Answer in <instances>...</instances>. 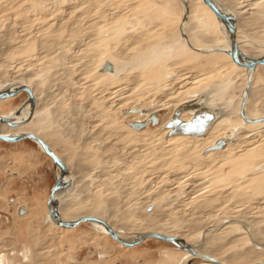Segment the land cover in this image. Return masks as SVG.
<instances>
[{
	"label": "rangeland",
	"instance_id": "1",
	"mask_svg": "<svg viewBox=\"0 0 264 264\" xmlns=\"http://www.w3.org/2000/svg\"><path fill=\"white\" fill-rule=\"evenodd\" d=\"M188 1L0 0V90L8 83L16 84L19 80H25L31 72H38L42 67L39 60L44 55L52 57L56 68L54 71L57 75L41 86H48L47 92L54 99L52 106H56L61 115L53 123L49 108H45L32 116L31 122L46 125L43 133L54 143V151L63 156L70 166L77 164L75 170L81 173L77 174L74 191L66 194V201H69L64 215L66 220L79 214L106 217L127 227L126 235L137 231L183 233L193 244L200 243L198 231L190 229L194 220H198L195 223L197 229L208 221L221 224L227 216L246 211L248 220L260 222L263 224L260 226H264V144L255 146V150H249L223 165V169L217 172L195 167L191 169L190 166L181 171L176 169L168 172L158 167L162 160H157L156 156V159L148 156L139 158V161L142 147L124 142L123 138L131 135L150 134L162 122L168 109L158 106L160 95L165 90L184 84L188 75L200 76L211 68L217 69L215 74L209 72L200 79L197 86L187 92V96L185 93L187 98L206 90L209 91L206 96L208 102L226 105L235 104L242 96V84L247 78V71L243 67L228 64L230 58L220 51H197L186 44L185 41L192 40L196 48L211 47L201 40L193 39L191 34L185 35L186 38L182 36L187 30L183 13ZM224 1H234L231 4L235 9H240L238 15L242 24L236 31L240 46L263 51L264 0ZM191 6L193 11L208 19L213 34L209 37L225 39V34L220 30L223 31V27L215 16L210 15L197 0H193ZM200 33H203L201 29L198 30ZM95 35L98 36L96 40L93 38ZM139 35H142L143 40L130 45L129 42ZM118 40L122 41L119 45L123 53L121 55L128 59L126 69L133 79L131 83L139 89H142L143 81V86L153 83L159 87L152 93L151 87L147 86L138 91L140 98L131 105L112 109L108 104L113 97L121 101L126 97L134 98L137 94L124 93L122 90L96 103L93 97L90 98L117 77L116 73L112 76L106 71H99L104 59L126 63L108 49L112 42ZM220 63L226 64V67L221 68ZM255 72V82L249 94L252 96L248 98L245 109L252 116H260L264 114V100L256 95L264 89V70L258 66ZM40 75L35 77L41 78ZM170 76L176 77L173 83L168 82ZM98 77L100 79L95 80ZM59 82L63 83L57 84ZM44 96L45 92L40 93L39 100ZM27 98L26 92H20L12 99L1 102L0 109L13 111ZM137 107L148 111L149 116H146L149 118L153 114L155 123L152 124L145 116L141 119L145 126L132 128L129 123L133 121H129L126 114ZM226 117L225 124L229 132L233 128L255 131L260 127L259 123L245 125L238 111ZM75 123H78V127ZM96 129L109 133L103 142H92L88 150L90 156H83L80 150L82 142ZM110 144L112 147L108 151H97L99 145ZM38 149L28 138L19 143L0 140V263L179 264L188 259L185 251L164 240L148 238L126 248L114 243L108 235L105 239L101 236L92 237L93 233L100 234V229H95L88 222L80 223L74 230L63 231L52 226L51 222L43 221L46 199L59 171L51 159ZM94 149L97 153L93 154L91 151ZM73 152H79L82 159L77 161ZM172 152L175 153L174 150ZM201 155L202 150L194 151L190 157L196 162ZM181 163L173 165L178 167ZM259 169L262 170L258 173ZM220 173H225L231 183L212 180ZM108 179H111L110 182ZM249 181H258L259 184L248 187ZM229 190L235 193L226 198L224 195ZM155 193L163 194L156 199V204L140 207L141 201ZM35 203L38 205L34 207ZM220 204L222 206H218ZM18 205H24L29 213L18 216ZM155 205L159 207L153 218L154 223L143 225L142 215ZM247 228L240 221L230 223L226 231L210 237L208 248H213L216 241L231 240L216 255L217 259L231 258L234 264H245L264 258V255L254 258L252 245L258 247L260 244L249 237ZM252 236L264 240V230L258 227ZM259 251L263 252L264 249ZM202 261L191 257L185 264H200Z\"/></svg>",
	"mask_w": 264,
	"mask_h": 264
},
{
	"label": "bare ground",
	"instance_id": "2",
	"mask_svg": "<svg viewBox=\"0 0 264 264\" xmlns=\"http://www.w3.org/2000/svg\"><path fill=\"white\" fill-rule=\"evenodd\" d=\"M102 1H104V0H102ZM197 2H199L200 5H202L204 8H206L210 15L215 16L214 13L207 7V5L202 2V0H197ZM212 2L215 4V6L220 11L231 16L234 20L235 41L237 43V47L239 50V60H241L242 62H247V61H251V60L256 59V58L264 57V53H262V52H264V50L262 51L260 48H254V47L244 48V47L240 46V43H239L240 38L236 35V31L238 30V28L240 27L242 22H241L240 15H238L240 9H235V6L231 4L234 1L212 0ZM192 3H193V0H189L188 4L185 5V7H184V13H183L185 15L184 23H185V25H187V30L182 33V36L184 38H186L185 35L189 36L191 34V36L194 37L193 39L201 40V41L205 42L206 44L211 45V47L210 46L209 47L208 46H205V47L201 46V48H196L195 44H193L194 41H192V40L190 42L185 41L186 44L188 46H190L191 48L197 50V51H207L208 52V51L217 50V51H220V52H222L228 56L227 53H228L229 46H230V33H229L227 26L215 17L218 20L219 24H221V26L223 27V31H222V29H220V30H221L222 34H225L224 36H226V37H225V39L218 37V36L209 37V35H213L212 34V27L209 24V21L207 18L198 14V12L196 13L195 11H193V7L191 6ZM234 14H235V16H234ZM199 29H201L203 31V33L198 34ZM93 38H94V40H96L98 38V36L95 35V36H93ZM121 40L112 42L109 45L108 49L117 58L122 57L126 63L121 64V62L119 63L117 60H115L116 62H114V63L117 66V69H116L113 62H110L109 60L104 59L102 64L99 66V68H100L99 71L100 72L107 71L110 75L113 76V75H115L116 70H117V73H116L117 77L113 78V80L110 81L107 85L98 89V92L95 93L94 96L90 97V98L93 97V102L96 103V102L100 101L102 98L104 99L107 96H109V97L112 95L115 96L117 94L116 92H119L122 90L124 91V93H131V94L137 93L136 95H134V98L126 97L121 101H117L119 98H114L112 96L113 99H112L111 103L108 104L110 107H112V109L118 108V107H123L126 104L131 105L133 103V101L140 98V93H138V91L144 90L145 87H147V86L151 87L152 93H154V91H156L159 87L157 84H153V83L146 84L147 86H143L144 85V81H143L142 87H141L142 89H139L140 87L138 88L137 85L131 83L133 79L129 76V74H127V69H126L127 64H128V62H127L128 59L126 58V56L121 55L123 53L120 51V47H119L120 43L122 42ZM142 40H143L142 35H139V36H136L133 40H131L129 42V44L132 45L133 43L140 42ZM185 40H188V39H185ZM122 44H121V46H122ZM223 44L226 45L227 48H225V49L221 48L224 46ZM51 58L48 57V55H44V57L41 58V60H39L42 63V67H40L38 72H31L28 75V78H26L25 80H22V81L19 80L20 82H17L16 84H9L8 83V84L4 85V87L0 90V91H5L7 94H11V95H7L3 98H0V103L5 101V100L12 99L16 95L20 94V92H25L23 90H19L17 93L12 94V92H14L17 88L22 87V86L28 87L32 93V104H31L30 99L28 97L27 100H25L24 103H22V105H20V106L17 105V107H15L13 109V111H9L8 109H0V116L7 118L11 122H15V123L19 124L17 126L11 127V126H7L4 122H0V136H13V135H17V134H21V133H25V132L32 133L35 136L42 139L45 142V144L64 163L66 170H67L66 174L63 173L62 171H60L57 166H55L58 168V171H59V176L56 177V180L59 184L67 183V185L65 188L58 189L53 193L50 204L49 205L46 204L47 205L46 206V213L43 217L44 218L43 221L51 222L52 226H55L56 228L61 229L63 231H68V230H74L76 227L79 226L80 223H83V222H79L72 227L59 226L53 220V218L49 215V210L55 212L60 217L61 220H65V221H74V220H77L78 218H80L82 216H91V215L79 214V215H76L71 220H66L64 218V215L67 213L68 202H69V201H66V194L70 193V191H72V190L74 191V188H76L75 184L77 181V178H76L77 174H81V173H78L75 170V167L77 164L70 166L69 164H67L66 159L63 156L58 155L54 151V143H52V141H50L49 138H47L43 133V131L46 129V125L45 124H34L31 122L32 116H34L36 113H38L39 111H41L42 109H45V108H49L50 113H51V117H52L51 122H53V123L57 122L59 116L61 115V112L58 110V108L56 106H52V102L54 99L51 98L50 94H48V92H47L48 86H46V85L41 86L42 83H45V84L48 83V80H50V78H53V77H55V75H57V72L54 71L55 65H54ZM106 63H108L110 65L109 69H106L104 67V64H106ZM228 64H230L231 66H237L231 60V58H230V61ZM258 66L263 68V70H264V65H257L253 69V71H251V73H250V71H248L244 68L247 71V73H246L247 78L250 75L249 83L247 85V78H246L242 84L243 87L241 88V89H243L242 94H241L242 96H241V98L237 99L235 104H234V102H233V104L227 103L226 105H223L221 102H219V103L218 102L217 103L216 102H208L206 100V96L209 94V91L207 92L206 90L205 91L202 90V92L196 93L193 97H189V98L186 97L188 95L187 92L191 91L192 88L197 86L200 79H202L204 76H206L209 72L215 74L217 72V69L211 68L209 72L203 73L200 76L188 75L189 77H187V80L185 81L184 84L177 86L176 88H171V89L165 90L160 95L159 100H161V102H160V105H158V106H160L162 108L165 107L168 109V112L163 115V119L161 118L162 122L159 125H156L150 134L134 135V136L131 135L127 138L124 136L125 137V138H123L124 142H130V143H133L134 145H140L142 147L143 151L140 154V157H138L139 161L141 160L139 158H144V157L146 158L148 156L155 158V156H156L157 160H162L158 163V167L160 166V168H165V170L168 172H170V171L174 172V171H176V169H179V171H181L185 168H188V166H190L191 169L193 167H195V168H201V170L205 169L206 171L207 170L208 171H210V170L215 171L216 170V172H217L219 170H222L223 165L229 164V162L233 161L235 158L241 156L242 154L246 153L249 150L253 151L255 146H258L260 144H264V114H262L260 116H252V115H250V113H248L247 109H245V105H246L248 98L250 96H252L249 94H250L252 85L255 82V80H254V77L256 74L255 69ZM220 67L224 68V67H226V64L220 63ZM39 73L41 74L40 75L41 78H38V77L36 78L35 76ZM100 77H102V76H100ZM100 77H98V79H95V80H99ZM66 78H69V77H66ZM56 79H57V77L54 80H56ZM167 79L169 80L168 81L169 83H173L176 80V77L170 76ZM62 83L59 82L57 84H62ZM69 90L71 91V89H69ZM74 90H76V89H74ZM86 90H88V89H86ZM43 92H45L46 96L42 97L41 100H39L40 93H43ZM86 92H88V91H85V93ZM80 93H82V92H80ZM185 93H187L186 96H184ZM72 95H73V93H72ZM75 96H76V94H75ZM88 96H90V95L88 94ZM256 96H257V98H261L264 100V89L259 90L258 94ZM130 99H132V100H130ZM242 100H244V104H243V108H242V119L247 120V121L243 120V122H245L244 124L248 125L251 123L252 124L253 123H259L260 127L258 129H256L255 131H252L249 129H236V128L234 129L233 128V130L231 132H229V131H227L228 125L225 124V121L227 119L226 116L229 113L235 112V111H238L240 113L239 106H240V103ZM88 104L86 106H89ZM105 108H106V106H105ZM105 108H104V110H105ZM104 110H102V111H104ZM74 112H76V110ZM204 112L210 113L212 115V117L210 119H206L207 120L206 124H205V121H201L200 123L197 124V125L200 124L199 125L200 127H201V125H203V128H202L203 130L200 133H197L195 130L191 129L192 125H190V124H184L181 126L178 124L171 123V121H173L174 118H178L182 122H188L191 118L196 117V116H200ZM145 115H146V110H141L138 107L133 108V110L131 109L126 114L129 121L131 120L133 122L134 121H137V122L141 121V119L144 118ZM67 117H68V115H67ZM259 118H261V120L255 121L256 119H259ZM75 124H76L75 126L78 127V123H75ZM91 125H92V123H91ZM89 127H90V125H89ZM67 130L69 131V129H67ZM195 132H196V134H195ZM107 133H109V132H107ZM107 133L106 132L102 133L101 131L97 130L94 133H92V135H87V138H85V136H84L85 141L82 142V148H80V150L84 153L83 156H90L91 154L88 151L89 146L94 141L99 142V143L103 142L104 138L107 137V135H106ZM76 135L78 136V133H76ZM0 140L5 142V140H2V139H0ZM30 140H32V139H30ZM75 140H78V137H75ZM218 140H223V144L222 145L217 144V146H216V142ZM20 141H22V140H20ZM20 141L9 142V143H19ZM32 141L38 146V148H39L38 150L42 151L41 148L39 147V145L34 140H32ZM111 147H112L111 144L107 145V146L99 145V147H97V148H99L97 151L98 152L99 151L103 152L106 150L108 151ZM179 148H180V150L177 151V149H179ZM96 149H94V151H91V152H93V154L97 153ZM173 150L175 151V153L172 152ZM200 150H202V155L199 156L198 161L195 162L190 157V154H191V152L200 151ZM45 155H47V154H45ZM72 155L74 156V158L77 161L82 159V156L80 155L79 152H73ZM176 162H178V163L182 162V163L178 167H175L173 164H175ZM262 169H263V167H262ZM262 169H259L257 172L259 173V171ZM257 172H256V174H257ZM228 178L229 177L226 176L225 173H220L219 176L212 177V180H215L216 182H219V181H227V182L229 181L230 182V179H228ZM251 179H252V176H251L250 180ZM110 180L111 179H108L109 182H110ZM168 180H170V179H168ZM249 182H250V184L246 183L248 185V187H250V186L252 187L253 185L257 186L259 184L258 181H249ZM234 193H235L234 190H229L225 193L224 196L226 198L231 197L234 195ZM161 195H163V194H161ZM161 195L159 193L153 194L152 196L145 199L144 201H141L140 207H143V206L145 207L146 204H149V205L156 204L155 203L156 199L161 198ZM211 199H212V201H214L213 198H211ZM204 201H206V200H204ZM169 203H170V201H169ZM221 204L218 206H222ZM35 205L37 206L38 204L35 203L34 207H35ZM205 205L206 204H204V206ZM20 207L24 208L23 212H21V213L18 212ZM158 207H157V205H155L153 208H151L152 210H149L144 215H142L141 219H142L143 225L149 226V225H152L154 223L153 218L155 216V213H156ZM228 207L230 208L231 206L228 205ZM27 209L28 208H26L24 205H18V210H17L18 214L17 215L20 217L25 216L26 214L29 213V210H27ZM225 210H227V208ZM35 211H36V209H35ZM245 212L246 211H241L237 215L227 216L226 217L227 219L221 224H213V223L208 221V222L204 223V225L200 226V228L198 227L197 229L195 228V223H197L198 220H194L193 221L194 224L190 226V229H191V231H195V232L198 231L197 233H198V236L200 238L199 244H193L192 242L188 241L187 236L183 233H171L168 231L162 232V231H158V230H156V231L161 232L159 234L175 237L177 239L176 244L178 245V246H176L174 244L176 246V248L183 250L187 253L186 255L188 256V259L183 260L179 264H185L191 257H197V258L202 259L203 261L200 264H234V262L232 261L231 258H226V259H217L216 258V255L222 250V248L227 246L226 244H229L231 242V240H227L225 242L216 241V244H214L213 248H208V245L211 243V241H210L211 236H217L218 234L223 233L224 231H226L228 229V226L230 225V223H235V222L240 221L241 223L247 225V227H248L247 229L249 231V237L251 239H253L255 242H257L258 244H260L258 247L255 245H252L254 250H255L254 258H256L257 256H263L264 251L261 252L259 250H261L262 248L264 249V243H263L264 240H261L260 238H256V237L254 239V237L252 235L255 234V231L257 230L258 227H260L261 230H264V226H260L262 224V223L259 224L260 222L258 223V222H254L252 220H248ZM95 217H97V216H95ZM98 218H101L102 220H104L105 223L107 224L108 228H110V229H108L106 226H104L98 222L84 221V222H88L95 229H100V231H99L100 234L93 233L92 237L101 236V238L105 239L106 237L109 236L110 238H112L114 240V243L120 244L126 248H130L134 245L140 244L141 242L147 240L148 238H153V237H145L141 241H139L138 243L127 246V245H123V244L119 243L118 240H116L112 237V235L113 234L116 235V237L120 241L132 243V242L139 240L141 238V236H143L145 234L158 233V232H150V231H146V232L137 231L131 235H126L125 232H127V227L120 226L117 222H114V221H112L106 217H98ZM147 230H150V229H147ZM156 239H159V238H156ZM160 240H162V239H160ZM164 241H166V240H164ZM167 242H169V241H167ZM185 246L187 247L186 249H184ZM0 256H2V255L0 254ZM203 256L211 257V258L215 259L217 262H213V261H211V260H209ZM0 259L2 260V257H0ZM254 263L264 264V258H262V259L258 258L257 260H254L250 263H245V264H254ZM0 264H4V263L1 261Z\"/></svg>",
	"mask_w": 264,
	"mask_h": 264
},
{
	"label": "water",
	"instance_id": "3",
	"mask_svg": "<svg viewBox=\"0 0 264 264\" xmlns=\"http://www.w3.org/2000/svg\"><path fill=\"white\" fill-rule=\"evenodd\" d=\"M202 2L205 3L207 5V7L214 13L215 17L218 20H220L221 22H223L228 28L229 33H230V46H229V50H228L227 54L231 58V60L237 66H241V67L245 68L246 70L250 71V73H251V71H253V69L257 65H264V57L256 58V59H253V60L247 61V62H242L241 60H239V50H238V47H237V43L235 41V25H234L233 18L231 16L225 14L224 12L220 11L215 6V4L212 2V0H202ZM104 67L106 69H109L110 65L108 63H106V64H104ZM249 78H250V75L247 78V85L249 83ZM19 90H23V91H25L27 93V95H28V97L30 99V102L32 104V93H31L30 89L28 87L22 86V87L17 88L14 92H12V94L17 93ZM7 95H11V94H7L5 91H0V98H3L5 96H7ZM244 100L241 101L240 106H239L241 117H242V108H243ZM211 117H212V115L210 113L204 112L200 116H196V117L191 118L188 122H182L178 118H174V120L171 121V123L178 124V125H181V126L184 125V124H190V125H192L191 129L195 130L197 133H200L203 130L202 129L203 125H201V127H200L199 126L200 124L199 125H197V124L200 123L201 121H205V124H206V122H207L206 119H210ZM148 120L153 124L156 121V117L152 114ZM243 120L247 121L246 119H243ZM259 120H261V118L256 119L255 121H259ZM0 122H4L7 126H11V127L19 125L18 123L11 122L10 120H8L7 118H5L3 116H0ZM129 125L132 128H134V129H139L142 126L145 125V122H132V123H129ZM196 132H195V134H196ZM26 138L34 140L39 145L41 150L50 157L53 165L57 166L60 171H62L63 173L66 174L67 170H66V167H65L64 163L45 144V142L42 139H40L39 137L35 136L34 134L25 132V133L13 135V136H0V139L8 141V142H16V141H20V140H23V139H26ZM217 144L218 145H222L223 144V140H218L216 142V146H217ZM66 185H67V183L59 184L57 182L56 178H55L52 186L50 187L49 194H48V197H47V200H46V204L47 205L50 204L51 199H52V195H53V193L56 190L65 188ZM23 209H24L23 207H20L18 212L19 213L23 212ZM49 215L53 218V220L59 226H62V227H72V226L76 225L79 222L94 221V222H98V223H100V224H102V225H104V226H106L108 228V226H107V224L105 223L104 220H102L101 218L95 217V216H82V217H80V218H78L77 220H74V221H65V220H61L60 217L55 212H53L51 210H49ZM108 229H110V228H108ZM112 237L114 239L118 240L119 243H121L123 245H127V246H130V245H133L135 243H138L139 241H141L145 237L159 238V239H162V240H166V241L172 242L173 244L178 246L176 244V240L177 239L175 237H171V236L163 235V234H159V233L145 234V235L141 236V238L139 240H137L135 242H132V243H127V242L120 241L116 237V235H114V234L112 235ZM186 248L187 247L185 246L184 249H186ZM203 257H205V258H207V259H209V260H211L213 262H217L215 259H213L211 257H207V256H203ZM254 264H260V263H254Z\"/></svg>",
	"mask_w": 264,
	"mask_h": 264
},
{
	"label": "flooded vegetation",
	"instance_id": "4",
	"mask_svg": "<svg viewBox=\"0 0 264 264\" xmlns=\"http://www.w3.org/2000/svg\"><path fill=\"white\" fill-rule=\"evenodd\" d=\"M107 60H109V59H107ZM110 62H112L111 60H109ZM114 63V62H113ZM114 65H115V68L117 69V66H116V64L114 63ZM105 72V71H104ZM106 73H107V71H106ZM116 73H117V70H116ZM148 111H146V115H148L149 116V112L147 113ZM145 115V116H146ZM148 116H146V117H148ZM139 122H141V121H139ZM47 200V199H46ZM47 206V205H46ZM28 210V209H27Z\"/></svg>",
	"mask_w": 264,
	"mask_h": 264
}]
</instances>
